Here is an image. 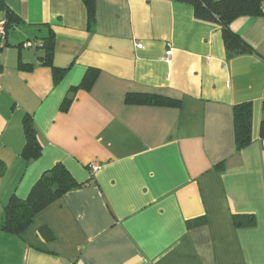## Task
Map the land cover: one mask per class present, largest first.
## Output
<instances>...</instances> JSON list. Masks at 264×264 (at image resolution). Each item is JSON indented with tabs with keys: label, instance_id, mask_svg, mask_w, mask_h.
<instances>
[{
	"label": "crops",
	"instance_id": "obj_1",
	"mask_svg": "<svg viewBox=\"0 0 264 264\" xmlns=\"http://www.w3.org/2000/svg\"><path fill=\"white\" fill-rule=\"evenodd\" d=\"M0 1L20 21L0 36V224L10 197L27 198L57 164L82 185L20 237L0 231V264H264V17L232 22L255 54L227 59L220 27L172 0H94L90 29L82 0ZM51 34L58 84L39 65ZM88 69L99 75L86 92ZM127 93L180 106L127 105ZM244 103L252 141L236 152L233 108ZM26 115L41 145L30 163ZM233 215L256 225L236 228Z\"/></svg>",
	"mask_w": 264,
	"mask_h": 264
},
{
	"label": "trees",
	"instance_id": "obj_2",
	"mask_svg": "<svg viewBox=\"0 0 264 264\" xmlns=\"http://www.w3.org/2000/svg\"><path fill=\"white\" fill-rule=\"evenodd\" d=\"M177 3L191 6L196 20L215 24L220 27L221 36L224 44L227 59L234 58L244 54H255V51L244 42L232 29L231 24L234 20L241 17H264V0H172ZM88 20V29L94 24V0H82ZM0 11L4 13L5 32L20 24L16 15H14L4 3L0 1ZM5 36V35H4ZM5 41V37H3ZM42 48L44 55L39 59L40 66H46L52 70L53 82L58 84L64 77L65 70L56 69L53 65V35L51 34L43 42ZM21 65V59L19 58ZM24 67V68H23ZM23 70L31 72L32 65H24ZM99 75L96 69H88L80 83L78 89L89 92ZM73 102V97L68 96L60 106V111L67 112ZM127 105L177 108L180 101L170 99L158 94H133L127 93L124 98ZM234 118V145L236 152L241 151L248 146L251 141L252 127V108L249 103L237 105L233 108ZM22 128L25 136L24 148L21 157L30 163L38 159L41 155V145L38 141L36 130L33 125L31 115H26L22 121ZM259 138L264 141V120L260 124ZM91 170V167H88ZM223 166L219 165L218 171L221 172ZM4 172V166L0 164V176ZM82 185L79 184L68 170L61 164H57L45 171L38 181L31 188L27 198L18 199L12 195L3 208V217L0 224V231L8 236L20 237L28 229L33 219L55 203L58 199L73 191ZM233 224L236 228H253L256 225L253 216L233 215ZM205 218H200L188 223V227L204 226ZM48 240L53 236L48 230L40 231Z\"/></svg>",
	"mask_w": 264,
	"mask_h": 264
},
{
	"label": "built area",
	"instance_id": "obj_3",
	"mask_svg": "<svg viewBox=\"0 0 264 264\" xmlns=\"http://www.w3.org/2000/svg\"><path fill=\"white\" fill-rule=\"evenodd\" d=\"M4 35H5L4 21L0 19V36L2 37V39H3ZM171 55H172V51L171 50L167 51L166 52V60H168L171 57ZM90 167H91L92 172H94L98 169L97 165H91Z\"/></svg>",
	"mask_w": 264,
	"mask_h": 264
}]
</instances>
